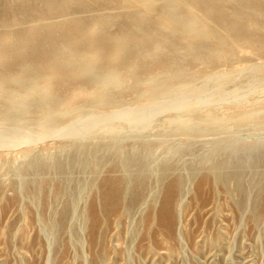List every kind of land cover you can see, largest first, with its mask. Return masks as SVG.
Returning <instances> with one entry per match:
<instances>
[{"label":"rangeland","instance_id":"rangeland-1","mask_svg":"<svg viewBox=\"0 0 264 264\" xmlns=\"http://www.w3.org/2000/svg\"><path fill=\"white\" fill-rule=\"evenodd\" d=\"M262 93L264 0H0V264H264V114L165 129ZM122 178L138 199L93 224Z\"/></svg>","mask_w":264,"mask_h":264},{"label":"bare ground","instance_id":"bare-ground-1","mask_svg":"<svg viewBox=\"0 0 264 264\" xmlns=\"http://www.w3.org/2000/svg\"><path fill=\"white\" fill-rule=\"evenodd\" d=\"M176 22V21H174ZM59 30L63 33V39L70 37L71 41H77V39H79L80 37L82 38L84 36V26L82 24L81 21H74L68 24H64L62 26L59 27ZM53 34V33H49V36ZM231 38V37H230ZM52 39V37H51ZM62 40L58 39V42H61ZM235 42V41H233ZM237 43V42H236ZM239 45V43H238ZM241 45V44H240ZM35 46H38L35 45ZM35 48V47H34ZM13 48V50L15 52H20L21 53V57H23V60L26 62L27 64V78L32 80L35 78L36 76V65H41V66H49L50 61L45 58V57H41V51L39 52L38 50L36 52H34L33 50L28 51L25 46L20 47L19 49L17 48ZM32 49V48H31ZM26 50V51H25ZM105 50V45H103L101 47V51ZM17 59V57H16ZM7 65V64H6ZM9 71V70H8ZM178 74H180V72H178ZM153 77V76H152ZM84 78L87 79L88 81L91 82H99V78L98 77H93L91 74H87L84 72ZM160 80H155L153 82V87L154 89L157 91L160 90ZM159 92V91H158ZM264 94V93H262ZM263 97V95H262ZM169 102V101H168ZM262 106V105H261ZM263 107V106H262ZM264 109V107H263ZM252 110V109H251ZM244 112V110H243ZM248 112V111H247ZM250 111L248 113H245L243 115H241L239 118H231L229 117V115H225L223 114L222 116H211V115H207V117L203 116L199 119H191V118H185L183 120H181V118H172L168 121V126L165 129H170V130H179V128L181 127H186L187 131L193 132L195 130H199V129H207L208 127H212V128H222L226 125H229L230 127L227 126V130H229L228 128H233L235 126H239V125H250V124H257V120L256 118H258L259 116H262L263 110H253V112ZM232 115V114H231ZM7 117V116H6ZM10 118V117H9ZM131 118V117H130ZM256 120V121H255ZM88 124V123H87ZM118 126V125H117ZM117 126L115 127H110V129H107L108 132L112 133V134H119L122 132V128L120 129V127L118 128ZM204 126V128H203ZM138 127V126H137ZM158 130V129H157ZM223 130V128H222ZM221 130V131H222ZM68 131V130H67ZM225 131V130H223ZM64 135V134H63ZM133 163L130 161H127L126 163V167H133ZM128 182V181H127ZM130 184L131 183H135L133 189L129 190L128 188L124 187L125 185V180L122 179H117L114 181V185L113 183L111 184V190H113L112 192L110 191L108 194L107 192L105 193V202H104V211H100V208H93V213H92V219L94 220L93 224L96 223V217L97 215H102L101 213H108L110 212L112 209L116 208V205L118 204V202L120 201V198H122V195L125 196H130V200H132V202H134L135 200L138 199L139 195H140V187L142 186V182L141 181H136V180H130L129 181ZM177 184H172L173 186H176ZM114 186V187H113ZM124 187V188H123ZM170 196V195H169ZM136 204V203H135ZM171 204H170V199H167L166 205H165V209H164V216H163V220L161 217V221L163 224H165L166 226H172L173 224V220L171 217Z\"/></svg>","mask_w":264,"mask_h":264}]
</instances>
